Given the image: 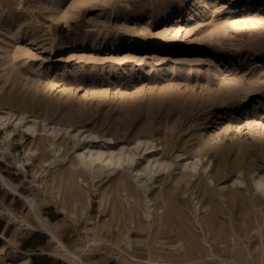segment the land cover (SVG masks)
Instances as JSON below:
<instances>
[{
  "label": "rangeland",
  "instance_id": "1",
  "mask_svg": "<svg viewBox=\"0 0 264 264\" xmlns=\"http://www.w3.org/2000/svg\"><path fill=\"white\" fill-rule=\"evenodd\" d=\"M0 109L62 127L54 165L43 136L18 129L4 145L0 128V264H70L28 199L88 264H122L127 240L160 264H264V0H0ZM75 128L148 137L147 152L167 157L150 228L128 177L92 181L77 166L93 139ZM196 158L190 177L179 163Z\"/></svg>",
  "mask_w": 264,
  "mask_h": 264
},
{
  "label": "bare ground",
  "instance_id": "2",
  "mask_svg": "<svg viewBox=\"0 0 264 264\" xmlns=\"http://www.w3.org/2000/svg\"><path fill=\"white\" fill-rule=\"evenodd\" d=\"M41 123L43 126V133L39 134L38 133L39 129H37V126ZM70 127L68 126L64 128L63 126L65 133L69 131ZM0 128L3 130L2 131L3 134L1 136V142L4 145L9 140V138L14 135V132L18 129L24 130L26 132H30L34 138H40L41 136H43L45 139L48 140L47 151L51 152L50 155L52 157V162H49V165H52V164L54 165V163L61 161L60 159L62 158L61 157L62 156L61 147H60V144L56 143L58 134L62 132L61 125L58 124L57 126V125H50L48 123L46 124L43 119L35 115L26 114L25 112H21L20 114L17 115L14 112H12L11 109H4V110L0 109ZM84 131L81 132V128H77V129L75 128L73 132L74 133L73 136H75V138L77 137L78 139L79 138L87 139L91 137V139H93V140L83 142L84 144L82 143L83 144L82 148H77L74 150V153L76 154L77 166H80V168L89 175L92 181L96 180L102 175L108 176V175H112L115 173V174L120 175L118 176L119 178H117V183L121 184L122 182H124V179L128 177L131 183L133 184L132 188H133V193L135 194V198H133L134 206L137 205L139 207L143 205L142 210H143V215L146 219V228H150L153 223V214L150 210L149 202L151 200L148 198V194H149L150 188L154 186L155 179L158 176L161 169H170V165H171L170 161L167 159V157H164V156L157 158V155L160 152L153 153V151H157V150H150L149 152H147V149L156 147L154 144H152V142L150 141L148 137L138 138L133 143H126L124 141L115 142L113 141L112 138L107 137V136H103L102 139H100L101 137L100 135H97L96 133L94 135L90 134L91 133L90 131H89L90 133L88 132L89 134L87 133L88 135L86 134L84 135ZM70 136L72 137V133L68 135V137ZM73 141H76V140L74 139ZM99 142H103L105 146H100V145L93 146L92 145L94 143H99ZM141 158H145V160L139 165L137 164V162ZM185 163L184 164L179 163V166L188 167L192 171V172L191 171L189 172V176L193 177L195 175L194 172L199 166L200 159H197V158L194 159L193 161L189 163V165H187V163L185 165ZM70 164L71 165H69V167L73 166L72 163ZM17 166H20V168L21 169L23 168L24 170V163H18ZM208 167H209L208 163L201 165L203 172H207ZM242 181H243L242 178H237L235 179L233 183H242ZM1 183L5 187V189L18 194L13 184L9 182L8 180H6L3 176H1ZM255 186L256 188L260 190L261 196L264 198V174H262L257 180H255ZM187 194L191 197L194 210L198 211L197 201L194 200L192 192H189ZM131 197L132 195L131 196L129 195V197L128 196L125 197V202H127L128 204L131 203L132 202V201L130 202ZM28 202L31 207V210L34 212L36 224L40 226L42 229H44V231H46L51 236V238L55 241L56 243L55 248H58L59 250L58 255L61 258L68 260L70 264H88V263H85L83 260H81L79 256L75 255L72 251H70L68 248L65 247V245L56 236L52 226H50L49 221L42 218L40 215H38L35 212V206H34L35 204H33L32 201L28 199ZM165 204L166 203L164 202V205ZM119 211L114 212L115 214H117L116 217L121 216V213ZM162 213H163L162 210H160L157 213L159 218L163 216ZM103 229L104 228H102L101 231H103ZM93 231L94 230H92V232ZM95 231L98 234H96L95 232L92 233L93 235L91 233L87 234L88 238L90 237V239H88V243H91L93 247L94 245L98 246V244L101 243L100 241L103 237L99 235V231H97V229ZM98 235L101 237L100 241L99 239H97L99 237ZM95 238L97 239V241H99V242H96L98 244H95V241H96ZM125 243H126V247L123 252L124 256L123 255L121 256L122 264H160L159 262H155L150 257L149 248L144 247V249L141 251L139 248L133 246L129 240H127V242ZM262 249H264V247H262ZM121 253H119V255ZM262 259H263V256H262Z\"/></svg>",
  "mask_w": 264,
  "mask_h": 264
},
{
  "label": "crops",
  "instance_id": "3",
  "mask_svg": "<svg viewBox=\"0 0 264 264\" xmlns=\"http://www.w3.org/2000/svg\"><path fill=\"white\" fill-rule=\"evenodd\" d=\"M27 247H29V245H26ZM49 262V261H48ZM48 264H53L52 262H49Z\"/></svg>",
  "mask_w": 264,
  "mask_h": 264
},
{
  "label": "trees",
  "instance_id": "4",
  "mask_svg": "<svg viewBox=\"0 0 264 264\" xmlns=\"http://www.w3.org/2000/svg\"><path fill=\"white\" fill-rule=\"evenodd\" d=\"M24 248H28V247L26 246V247H24ZM33 258H35V257H33ZM34 261H35V259L33 260V264H34Z\"/></svg>",
  "mask_w": 264,
  "mask_h": 264
}]
</instances>
